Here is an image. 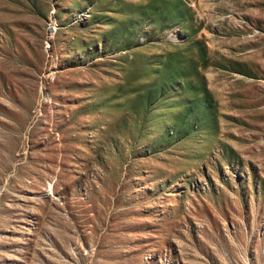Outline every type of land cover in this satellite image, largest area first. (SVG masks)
<instances>
[{"label": "rangeland", "instance_id": "obj_1", "mask_svg": "<svg viewBox=\"0 0 264 264\" xmlns=\"http://www.w3.org/2000/svg\"><path fill=\"white\" fill-rule=\"evenodd\" d=\"M0 264H264V0H0Z\"/></svg>", "mask_w": 264, "mask_h": 264}]
</instances>
